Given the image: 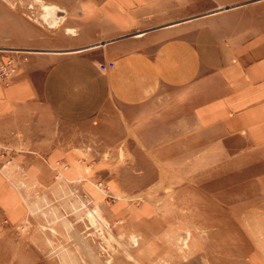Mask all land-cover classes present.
Instances as JSON below:
<instances>
[{
	"label": "crops",
	"instance_id": "obj_1",
	"mask_svg": "<svg viewBox=\"0 0 264 264\" xmlns=\"http://www.w3.org/2000/svg\"><path fill=\"white\" fill-rule=\"evenodd\" d=\"M42 1L66 17L57 39L0 0V45L24 49L21 69L0 84V264H96L72 214L33 210L36 189L74 187L103 200L102 161L83 159L80 148L21 143L38 104L64 123L119 106L126 124H157L176 144L203 141L200 153L219 157L210 166L221 176L252 173L264 203V0ZM194 177L183 188H196ZM108 184L120 193L109 202L115 229L123 224L147 240L166 230L159 201L134 204L122 185ZM252 216L264 235V211ZM256 248L253 264H264V239Z\"/></svg>",
	"mask_w": 264,
	"mask_h": 264
},
{
	"label": "rangeland",
	"instance_id": "obj_2",
	"mask_svg": "<svg viewBox=\"0 0 264 264\" xmlns=\"http://www.w3.org/2000/svg\"><path fill=\"white\" fill-rule=\"evenodd\" d=\"M10 1L16 3L27 23L54 39L60 36L66 22L61 8L55 10L53 5L55 11L49 12L50 5L42 0ZM33 118L37 123L30 120V138L22 144L40 151L55 145L80 148L83 159L102 161L96 183L102 201L94 203L74 187L32 191L37 200L33 210L75 217L70 222L90 241L86 249L96 257V264H253L255 249L264 235L252 215L254 208L264 211V203L257 202L259 191L248 181L252 173L238 177L237 172L230 170L221 176L219 170L210 166L219 157L200 153L206 146L203 141L198 140L196 145L186 140L176 144L171 138L164 139L157 124H145L143 128L126 124L124 108L119 106L105 109L96 120L64 123L38 104L37 116ZM195 175L197 186L190 192L183 187ZM55 178H60L58 172ZM111 181L122 185L134 204L146 196L159 201L170 217L166 230L147 240L123 224L115 229L108 218L109 202L120 193L112 192L108 184ZM221 181L228 187L220 188ZM147 183L150 187L144 188L143 194L141 186Z\"/></svg>",
	"mask_w": 264,
	"mask_h": 264
},
{
	"label": "built area",
	"instance_id": "obj_3",
	"mask_svg": "<svg viewBox=\"0 0 264 264\" xmlns=\"http://www.w3.org/2000/svg\"><path fill=\"white\" fill-rule=\"evenodd\" d=\"M24 49L0 45V84H7L21 69ZM113 62L108 61L100 67L106 70L112 66Z\"/></svg>",
	"mask_w": 264,
	"mask_h": 264
},
{
	"label": "bare ground",
	"instance_id": "obj_4",
	"mask_svg": "<svg viewBox=\"0 0 264 264\" xmlns=\"http://www.w3.org/2000/svg\"><path fill=\"white\" fill-rule=\"evenodd\" d=\"M46 6H47V5H46ZM53 7H54V6H53ZM44 9H45V8H44ZM45 10H46V9H45ZM47 10L50 12L51 10H52V11L58 10V8L55 7V10H54V9L52 8V6L50 5V6L47 7ZM58 17H59V16H58ZM60 17H61V16H60ZM60 17H59V18H60ZM56 18H57V16H55L54 19H56ZM55 21H56V20H55ZM55 21H52V23H54Z\"/></svg>",
	"mask_w": 264,
	"mask_h": 264
}]
</instances>
